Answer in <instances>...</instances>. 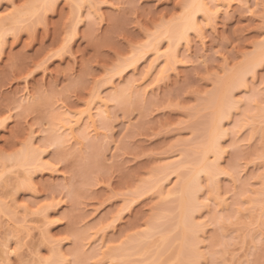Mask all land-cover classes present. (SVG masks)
<instances>
[{
  "label": "rangeland",
  "instance_id": "1",
  "mask_svg": "<svg viewBox=\"0 0 264 264\" xmlns=\"http://www.w3.org/2000/svg\"><path fill=\"white\" fill-rule=\"evenodd\" d=\"M33 1L0 0V29H8L0 31L5 32L0 35V264H47L51 255H59V246L68 256L66 264H161L163 257L173 262L178 249L174 244H180L175 233L179 228L173 233L178 210H170L176 205L174 196L163 194L162 199L163 189L176 186L180 173L195 167L212 110L204 105L206 99L227 73L264 44V0H232L216 15L200 11L199 26L180 45L162 32L164 25L184 16L187 0H82L79 10V0H55L46 13L39 4L36 15L28 11ZM171 51L174 60L167 54ZM164 67L168 72L162 80ZM254 70L233 90L241 108H232L224 120L223 155L218 153L222 159L215 156L223 170L212 178L219 183L218 195L231 207L208 202L214 183L202 174L206 179L198 194L205 204L194 217L208 225L199 234V250L206 254L199 264H264V60ZM132 79L139 83L133 86L137 90L128 88L129 96L125 91L123 99L111 100L109 117L98 116V132L80 141L85 128L80 125L75 137L64 134L66 117L84 118L96 89L107 98L123 86L127 89ZM58 132L63 143L53 144ZM29 142L46 153L45 165H36L26 178L25 166L8 157ZM174 162L186 166L180 170L174 164L173 172ZM165 164L172 171L169 176V170L163 173ZM166 175L162 186L155 185ZM4 202L9 205L1 208ZM152 225L160 226L153 229L161 234L143 237L141 232H150ZM170 232L174 246H162L160 253L159 239ZM139 233L150 252L142 246L140 253L125 251L130 256L123 250L121 257L107 252L108 247L127 246ZM151 237L158 240L156 246L147 241ZM94 248L101 253L92 258ZM112 256L117 258L111 261Z\"/></svg>",
  "mask_w": 264,
  "mask_h": 264
},
{
  "label": "bare ground",
  "instance_id": "2",
  "mask_svg": "<svg viewBox=\"0 0 264 264\" xmlns=\"http://www.w3.org/2000/svg\"><path fill=\"white\" fill-rule=\"evenodd\" d=\"M231 1L232 0H187L186 1V3H187V6H188V8H187V10H186V12L183 14L184 16L182 17V18H180V20L179 21H177V22H174V23H172V24H170V25H167V27L165 28L164 26H163V29H164V31L162 32V34L164 35V36H166V37H168V39H169V41H170V39H171V41L173 40L176 44H179L180 45V43H181V41H182V39H188V34H189V31L191 30V29H196L195 28V26L197 27V26H199L198 24V22H197V13H199L200 11H202V12H207V14H209L210 13V15H211V13H213V15L215 14L216 15V13H218V11L223 7H225V8H227V7H229V4L231 3ZM53 2L54 3H56V1L55 0H35V1H33L31 4L29 3V5H30V7H28V11H29V13L31 14V13H33V14H35V13H37V9H38V6H39V4H41V6L43 7V10H44V7H46L47 9H45L44 10V12L47 10H49L48 8H51L52 6H54L53 5ZM77 3V2H76ZM79 4H77L78 6V10L80 9V6L79 5H82V4H84L85 3V1H83V3H82V0H79V2H78ZM90 4H91V2H90ZM49 5H50V7H49ZM94 5V7H95V5L96 4H93ZM93 5H90V8H94V7H92ZM83 6V5H82ZM81 6V7H82ZM98 6V5H97ZM227 6V7H226ZM40 7V6H39ZM95 10H96V8H94ZM40 10V9H39ZM43 10H41V11H43ZM94 10V11H95ZM211 10V11H210ZM31 11V12H30ZM81 11V10H80ZM99 11V10H98ZM209 11V12H208ZM221 11V10H220ZM27 12V11H26ZM93 12V11H92ZM216 12V13H215ZM46 13V12H45ZM44 13V14H45ZM95 13V12H94ZM16 14V13H15ZM43 14V15H44ZM206 14V15H207ZM17 15V14H16ZM16 15H14L13 17L14 18H16ZM36 15V14H35ZM39 15V14H38ZM81 15V14H80ZM209 16V15H208ZM207 16V17H208ZM12 17V16H11ZM12 17V18H13ZM18 17V16H17ZM213 17V16H212ZM23 18H24V15H23ZM4 19V18H3ZM20 19H22V17H20ZM80 19V18H79ZM0 20L2 21V19L0 18ZM17 20V21H16ZM16 22L18 23V18H16ZM13 21H14V19H13ZM21 21V20H20ZM19 21V22H20ZM79 21H81V20H77V22L79 23ZM76 22V23H77ZM0 23H3V21L2 22H0ZM3 25H4V23H3ZM75 25H77V24H75ZM74 25V26H75ZM14 26V25H13ZM15 27L16 26H14L13 28L15 29ZM1 28V27H0ZM5 27H3V29H0V31L1 30H5L4 29ZM6 30H8V29H6ZM162 30V29H161ZM2 34L3 33H5V32H1ZM1 33H0V35H1ZM160 34V36H161V38L163 37L162 36V34L161 33H159ZM4 36V34L2 35V37ZM160 36H158V37H156L157 39L160 37ZM1 37V36H0ZM187 37V38H186ZM154 39V40H157V39ZM1 41H0V43H3L4 42V38H1L0 39ZM3 40V41H2ZM159 43H156V42H154V44L158 47V45L160 44V38H159ZM170 41V42H171ZM172 41V42H173ZM180 42V43H179ZM174 43V44H175ZM154 44H152V45H154ZM172 44V43H171ZM170 44V47H172V48H174L173 46H174V44H173V46ZM3 45V44H2ZM154 45V46H155ZM155 46V48H157ZM154 48V47H153ZM178 48V47H177ZM143 49L144 48H142L141 50L143 51ZM159 49V47L157 48V49H155V51H157ZM171 49V48H170ZM169 49V50H170ZM175 49H176V47H175ZM175 49H172L173 50V53H174V51H175ZM141 51V52H142ZM146 51V50H145ZM159 51V50H158ZM176 52H177V49H176ZM171 53V54H170ZM173 53H172V51L171 52H167V54L173 59L174 58V56H173ZM179 53V52H178ZM141 54V53H140ZM142 54H145V53H143L142 52ZM252 54V53H251ZM250 55V54H249ZM143 56V55H142ZM173 56V57H172ZM175 56H176V53H175ZM166 57H168V56H166ZM264 57V44H261L260 45V47H259V49H257L256 50V52H253V54L252 55H250L249 57H247L246 58V60L245 61H243V63H241V65L239 66V67H237V69H235L234 71H230L229 73H227L226 75H225V77L223 78V80H220L221 82H220V84H219V87H217V89L214 91V92H212V94L211 95H209V97L206 99L207 101L205 102V104L204 105H206L207 107H209V108H211L212 110H211V114H210V117L209 118H207L206 119V123L205 122H203V124L205 123V133H206V139L204 140V141H202V143H203V145H202V147H201V145H199L201 148L199 149V146H198V148L195 150L196 152H197V157H195L194 158V160L196 161V164H195V167L192 169H190L189 170V172L188 173H186V174H182V172L180 173L182 176H180V177H182V178H180L181 180H179V183L176 185V186H173V187H170V189H168L167 190V188L166 189H163V193H162V199H164V198H166L167 196H176V195H178V198L176 199V198H174L173 197V203L175 202V200H176V205H175V208H173V209H170V210H174L175 211V209H177L178 210V213H177V211H176V218L175 217H171L170 218V220H172V219H176V221H175V224L173 223L174 221L172 220V223L175 225V226H173V224H172V226H173V228H174V230H173V228H169V226L171 227V224L170 225H168L169 224V221H167L168 223H166L165 225L167 226L168 225V228H169V231L170 230H173V233H174V231H176L177 230V228H179L175 233H178V234H176V239H177V241L180 243V244H174L175 243V241L171 244L170 243V241H171V239L173 238V237H175V236H173V233L171 234V232L170 233H162L163 235H162V237L161 236H159V237H161V239H159V237H158V239L159 240H161V243H159L158 244V247H160V253H162V250H161V248H162V246L164 247V246H166L167 244H169L170 246L167 248V249H171V246H172V248H173V246L175 245V247H174V249H177V250H174L175 251V253H174V251L172 252V253H174V261L172 262V260H170L172 257H173V255H172V257L169 259L170 261H166V259H164V257H163V259H161L162 257H161V255H163L164 254V250H163V254H159L158 253V255H160L159 256V259H161L162 260V262H161V264H169V262H170V264H186L185 262H186V259H192V262H191V264L193 263V264H199V261L200 260H202V258H204V257H202L203 256V254H205L204 253V251L202 250V252L199 250V247H198V243L200 242L201 243V235L199 236V234H201L200 233V231L201 232H204V229H205V227L208 225V223H205V224H207V225H205L204 224V222L202 223L201 221L199 222V220H198V222L196 221L197 220V218H196V216L194 217V213H197L198 211H199V209H201L202 207H203V205L205 204V202L203 201V198H201V200H202V202L204 203H201L200 202V200H199V192H201V188H203V186H202V181L201 180H203L206 176H208L207 174H209V176H210V178H212L213 176L215 177L216 176V174H219L220 172V169H221V172H222V168H221V165L219 166V161L222 159L221 158V155H219V154H222V152H220L221 150V148L223 147V146H221V140H222V138L224 137V135L227 133V131L225 130L226 128H225V126H223L224 124H223V122H224V120L228 117V115L230 114V111H231V109L232 108H237L238 106L240 107V105H239V103L241 102V100H238L237 98H233V97H235V96H233L234 94H233V90H234V88H236V87H239V85H241L242 83H245V77L247 76V74H249V73H251V71H253L255 68H256V66L260 63V62H262V60H264V59H262ZM159 58V57H158ZM171 59V60H172ZM174 60V59H173ZM167 63H168V66H170V58H168V60L166 61ZM172 62V61H171ZM130 64H132V62L130 63ZM172 65V64H171ZM151 67H152V65H151ZM154 67V66H153ZM152 67V68H153ZM167 67V66H166ZM164 67V68H161V76L159 75V79H162L163 80V78H165V74H167V68H168V70H169V67ZM152 68H150V70L152 69ZM122 70V69H121ZM120 70V71H121ZM249 72V73H248ZM254 72H256L255 70H254ZM253 73V72H252ZM164 76V77H163ZM167 76V75H166ZM158 81H161V80H158ZM129 82V81H128ZM126 84V83H125ZM129 85L127 86V89L123 86V89H120V90H116V92H113V94L111 93V95H110V97L108 96L107 98H105L104 97V95H102V92H100L99 91V88L98 89H96V90H98V91H95L94 92V94H95V96L93 95V97L94 98H92V99H94L93 100V106H91L92 105V101H91V104H90V107H89V110H88V112H87V114H86V116L84 117V118H81V116L79 117H73V118H69V117H66V122H68V124H69V126H68V124H67V126H68V129H69V131H68V129H67V126H66V122L63 124L62 123V121H61V124H62V126L61 127H64V126H66V128L64 127V134H67L68 136H69V134H71V136L73 137H75L76 135H75V127H77V126H80V125H82V126H84V127H82V128H84V129H81L80 131H81V137L80 138H78L79 140L82 138V136L83 137H85L86 138V136L85 135H87V134H89V136H90V132L92 133V131H94V132H98V123H97V121L99 120V117L98 116H100V117H102V116H104L105 117V120H106V117L108 116L109 117V106H110V104L109 103H111V100H115V99H117V100H119V98H120V100H121V98L123 97V95L125 94V91L126 90H129L130 88H132L131 90H132V92L134 91V90H137V89H133V86H134V88H136V85L137 84H139L136 80H134V79H132V81L131 82H129L128 83ZM243 85V84H242ZM122 86H121V88H122ZM218 86V85H217ZM129 88V89H128ZM131 90L130 91H126V95L129 93V92H131ZM135 92V91H134ZM131 94V93H130ZM136 94V93H135ZM128 96H129V94H128ZM133 96V95H132ZM127 97V96H126ZM124 98V97H123ZM122 98V99H123ZM124 101H125V99H124ZM254 101V100H253ZM249 103V106H251L250 104V101H248ZM242 103V102H241ZM247 105V104H246ZM248 106V107H249ZM238 107V108H239ZM253 107V106H252ZM241 108V107H240ZM247 109V108H246ZM261 109V108H260ZM260 109L258 108V110L260 111ZM249 110H251V108L249 107L248 108V111ZM246 111V110H245ZM263 112H264V110H263ZM250 113V112H249ZM248 113V114H249ZM247 114V113H246ZM247 114V115H248ZM250 114H252V113H250ZM248 115V117L250 116V117H252V115H253V117H255V116H257V115H259V114H257V115H254V113L252 114V115ZM261 114H263L262 113V111H261ZM260 114V116H262ZM264 115V114H263ZM107 117V118H108ZM75 118V119H74ZM98 118V119H97ZM69 119V120H68ZM74 119V120H73ZM101 119V118H100ZM104 119V118H103ZM251 119V118H250ZM64 120V119H63ZM105 120H103V121H105ZM247 120V119H246ZM251 122V121H250ZM102 123V122H101ZM106 124V123H105ZM203 126V127H204ZM81 127V126H80ZM80 127H78V128H80ZM58 129V128H57ZM57 129L55 130L56 132H57ZM60 129V128H59ZM58 129V130H59ZM67 130V131H66ZM82 130H83V132H82ZM54 132V131H53ZM63 132H62V134H63ZM68 132V133H67ZM226 132V133H225ZM51 133V132H50ZM59 133V132H58ZM56 134L54 137V139H51L54 143L53 144H58V142L59 141H61L62 140V137L60 136L61 135V133H59V134ZM63 134V135H64ZM78 134H80V133H78ZM77 134V137H79V135ZM224 134V135H223ZM51 136H52V134H51ZM50 136V137H51ZM61 138H60V137ZM68 136H65L64 138L65 139H63L64 141L66 140V137H68ZM71 136H69L68 138H72ZM223 136V137H222ZM49 137V136H48ZM53 138V137H52ZM48 139V138H47ZM74 139H76V138H74ZM56 140V141H55ZM77 140V139H76ZM82 140V139H81ZM80 140V141H81ZM78 141V140H77ZM79 141V142H80ZM50 142V141H49ZM51 143V142H50ZM59 143H63V142H59ZM201 143V144H202ZM39 147H41V146H39ZM38 146H34L33 145V143H30L29 142V144H27L25 147H22L19 151H16V153H13L12 155H10L8 158H9V160H13L15 163H16V165H20V166H25V169H23L24 170V172H25V170H26V178H29V177H32V175L31 174H33L34 172L32 171L33 170V168H35V166L36 165H41V166H39V168L40 167H42V166H44L45 165V161H44V157H42V155H43V153L46 151L45 150V148H39ZM44 147V146H43ZM45 147H46V145H45ZM41 149H43V150H41ZM223 149V148H222ZM199 150H200V152H201V154H199ZM224 151V150H223ZM212 152H214V158H215V156L218 154V156H217V158H219V159H217V158H215V160H214V158L212 159V160H210V158H209V154L210 153H212ZM46 153V152H45ZM213 154V153H212ZM223 155V154H222ZM198 158V159H197ZM2 159V158H1ZM3 159H5V158H3ZM6 160V159H5ZM188 160V159H187ZM187 160H185V161H181V162H185V163H187ZM219 160V161H218ZM40 161H42V162H40ZM41 163V164H40ZM176 162H174L173 163V168H172V171L174 172V171H176V170H173V169H175V168H180V165H181V163H180V165H176L175 164ZM184 163V164H185ZM43 164V165H42ZM174 164H175V168H174ZM183 163H182V165L183 166H186V165H184ZM166 166V167H165ZM178 166V167H177ZM182 166V167H183ZM37 167V166H36ZM164 172L163 173H165L166 172V170H169V171H167L166 173H167V175L169 176V173L171 174L172 173V171L170 172V166L169 165H167V164H165L164 165ZM169 167V169H167ZM182 167L180 168V170L182 169ZM163 168V167H162ZM161 168V169H162ZM36 169V168H35ZM38 169V168H37ZM36 169V170H37ZM161 169H160V171H161ZM35 170V171H36ZM179 169H177V171H178ZM163 171V170H162ZM23 172V173H24ZM33 172V173H32ZM219 172V173H218ZM203 173H205V177L202 179V174ZM23 175H25V174H23ZM166 175V177H164V176H162V177H164V178H160V180H159V182H156V181H158V180H156L154 183H155V185L156 184H158V183H160L161 184V186H162V183H161V181L163 180V179H165V178H167L168 176ZM212 175V176H211ZM29 176V177H28ZM24 178V177H23ZM209 178V177H208ZM210 178H209V180H210ZM216 179L218 178L217 176L215 177ZM215 178H212L211 180H210V182H213L212 184H213V186H210V184H209V186H210V188L211 187H213V189H212V198H210V196H208L207 197V199H208V202H212V201H214L216 204H217V206H219L220 205V207L221 206H223V209H225V208H227V206H228V204H229V206L231 207L232 205L228 202V204L227 203H224V201L226 200V199H224V196H223V198L222 197H220L219 195H218V193H219V188H220V186H217V185H219V183H217L216 184V182H215V180H213V179H215ZM162 179V180H161ZM206 179V178H205ZM31 180V179H30ZM208 180V181H209ZM213 180V181H212ZM25 181V179H22V180H20L19 181V183L20 182H24ZM28 180H26V182H27ZM32 181V180H31ZM22 183V184H28L29 185V182L28 183ZM154 183H153V185H154ZM152 184V183H151ZM211 184V185H212ZM21 185V184H20ZM204 185V184H203ZM26 186V185H25ZM148 186V185H147ZM152 186V185H151ZM145 187V186H144ZM149 187V186H148ZM147 187V188H148ZM18 188H23V187H17V189ZM242 189V188H241ZM19 190V189H18ZM167 190V191H166ZM243 190V189H242ZM242 190H241V192H242ZM166 191V192H165ZM162 192V190L159 192V193H161ZM214 192V193H213ZM245 192V191H244ZM163 194H164V196L166 195V197H164L163 196ZM160 195V194H159ZM221 195V194H220ZM164 197V198H163ZM206 198V197H205ZM205 198H204V200H205ZM220 198V199H219ZM170 199V198H169ZM168 199V200H169ZM166 200V199H165ZM223 200V201H222ZM164 201V200H163ZM206 201V203H207V200H205ZM210 202V203H211ZM5 203V202H4ZM3 203V205L1 204V208H6V206H8L7 205V202L4 204ZM213 203V202H212ZM175 204V203H174ZM201 204H203L202 206H201ZM237 204V203H236ZM225 205V206H224ZM174 207V205H171L170 206V208L171 207ZM206 206V205H205ZM212 206V205H211ZM225 207V208H224ZM27 208V207H26ZM7 209H9V207L7 208ZM3 210V209H2ZM198 210V211H197ZM238 210V209H237ZM264 210V209H263ZM173 212V211H172ZM227 212V211H226ZM225 212V213H226ZM242 212V211H241ZM178 214V215H177ZM162 216V215H161ZM162 217H164V215L162 216ZM159 219L161 218L160 216L158 217ZM196 218V219H195ZM225 218H227V217H225ZM25 219V218H24ZM169 219V218H168ZM22 220V219H21ZM171 222V221H170ZM205 222H207V221H205ZM158 223H160V222H158ZM154 224H156L155 223V221H154ZM162 225H161V227L163 226V222L161 223ZM25 225V224H24ZM24 225H23V227H24ZM26 226V225H25ZM154 226L155 225H152L149 229L151 230L150 232H147V231H144V233L143 232H141L142 233V235H143V237L145 236L146 237V234H147V237H149V236H152V235H154L155 233H153L154 231H158L157 233H159L160 232V234H161V231H159V230H154L153 228H154ZM166 226H164V227H166ZM164 227L162 228L163 230H164ZM155 228H158V229H160V226H155ZM25 229H27V228H25ZM102 229H105V228H103L102 227ZM161 229V230H162ZM167 229V228H166ZM19 230H21V229H19ZM99 230V229H98ZM100 230H101V228H100ZM166 231V230H165ZM168 230L166 231V232H169ZM97 232V231H96ZM164 232V231H163ZM199 232V233H198ZM153 233V234H152ZM175 233H174V235H175ZM140 234V233H139ZM138 234V236H137V238H136V236H135V239L133 240V238H132V240L133 241H129V242H131V244L128 246V244H129V242H127L128 244H127V246H122L123 245V243L118 247V248H121L120 250L116 247V248H112L111 250H110V247H108V251L107 252H109L110 251V253L112 254V255H116L117 253H118V255H116L117 257H121V256H119V255H122V256H124V254L126 253L125 251H128L129 249H137V253L139 252H141L142 250H143V248L145 249V247H144V245H145V243L143 244L141 241H143V242H145V238H143L142 237V235H141V240H139V241H137L138 239H140V235ZM152 234V235H151ZM139 237V238H138ZM100 238V237H99ZM152 238V237H151ZM101 239V238H100ZM144 239V240H143ZM149 238H147V241H151L152 240V242H150L151 243V247H152V244H154L155 242H157L158 240H156L155 242L153 241V238L152 239H149ZM181 240V241H180ZM135 241V242H134ZM173 241V240H172ZM171 241V242H172ZM202 241H203V239H202ZM60 243H61V240L59 241ZM147 244H148V242H146ZM199 243V244H200ZM57 244V243H56ZM143 244V245H142ZM155 244H157V243H155ZM154 244V245H155ZM174 244V245H173ZM7 245H8V243H7ZM61 245V244H60ZM160 245V246H159ZM180 245V246H179ZM142 246V250L141 251H138V248L139 247H141ZM148 246V245H147ZM156 246V245H155ZM176 246H178V247H176ZM62 247V246H61ZM97 247V246H96ZM95 247V248H96ZM149 247H150V245H149ZM148 247V248H149ZM95 248L93 249V251L95 252L94 254L96 255V256H91L92 258H95V257H97L99 254L98 253H101V252H98V249H97V251H95ZM165 248V247H164ZM58 249H59V255H57V256H55V254H54V256H52L53 258L51 259V256L49 257L50 258V260H45V262L47 263V264H66L67 262V260H68V256H67V254H65L64 253V251H63V249H61L60 248V246L58 247ZM114 249H118L117 250V252L114 250ZM166 249V250H167ZM8 250L9 249H7V254H11V250L8 252ZM124 251V254H123V251ZM146 251L148 250L147 248L145 249ZM144 250V251H145ZM150 250H151V248H150ZM92 251V252H93ZM122 251V252H121ZM143 251V254H145V252ZM177 251V252H176ZM14 252V251H13ZM79 251H77V252H75V249H74V251H73V254L75 253V254H79L78 253ZM98 252V253H97ZM114 252V253H113ZM116 252V253H115ZM121 254H120V253ZM136 252V251H135ZM148 252H150L149 250H148ZM147 252V253H148ZM158 252V251H157ZM166 252V251H165ZM6 254V253H5ZM6 254V255H7ZM13 254V253H12ZM74 254V255H75ZM127 254V256H130V252H129V254H128V252L126 253ZM155 254H156V252H155ZM154 254V255H155ZM67 257H66V256ZM77 255H75V256H77ZM91 255V254H90ZM92 255H93V253H92ZM153 255V256H154ZM157 255V254H156ZM206 255V254H205ZM116 256H112V257H110L109 259H115V258H117ZM60 257V258H59ZM90 257V256H89ZM156 257V256H155ZM154 257V258H155ZM6 258H9V257H6ZM5 258V259H6ZM48 258V259H49ZM77 258V257H76ZM80 258V257H79ZM125 258V257H124ZM124 258H122L123 260H125ZM154 258H153V261H154ZM70 259V258H69ZM112 259H111V261H112ZM158 259V257H157V261L159 260ZM163 260H165L166 262L164 263V261ZM168 260V259H167ZM8 261H10V259L8 260ZM127 261V260H126ZM125 261V262H126ZM156 261V262H157ZM66 262V263H65ZM155 262V261H154ZM68 263H69V261H68ZM10 264V263H9ZM122 264V263H121ZM126 264H127V262H126ZM151 264V263H150ZM153 264V263H152ZM157 264H160L159 262H157ZM201 264V263H200Z\"/></svg>",
  "mask_w": 264,
  "mask_h": 264
}]
</instances>
